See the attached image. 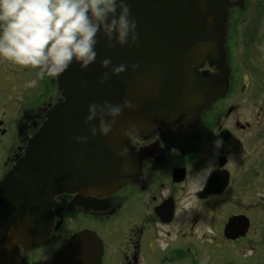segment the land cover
I'll return each mask as SVG.
<instances>
[{"label":"flooded vegetation","instance_id":"af4514ba","mask_svg":"<svg viewBox=\"0 0 264 264\" xmlns=\"http://www.w3.org/2000/svg\"><path fill=\"white\" fill-rule=\"evenodd\" d=\"M225 1L227 88L203 112L197 143L181 151L160 132L130 136L134 180L106 193L54 194L47 242L20 248L28 264H52L79 232L101 246L99 264H264L246 244L264 237V0ZM217 72L209 62L199 70ZM60 99L57 78L0 59V181ZM235 217L247 230L228 238Z\"/></svg>","mask_w":264,"mask_h":264},{"label":"water","instance_id":"95a60500","mask_svg":"<svg viewBox=\"0 0 264 264\" xmlns=\"http://www.w3.org/2000/svg\"><path fill=\"white\" fill-rule=\"evenodd\" d=\"M128 5L137 22L136 43L108 46L98 38L92 64L80 69L73 63L57 78L61 99L0 181V264H28L20 248L28 251L47 242L44 223L54 194L106 193L134 180L138 170L130 136L160 132L181 151L192 148L203 112L226 91L225 0H128ZM105 57L111 58L109 68L100 67ZM206 62L218 72L200 75ZM121 63L137 67L97 83ZM124 99L134 107L121 112L108 136L97 134L83 143L73 139L88 135L83 121L88 104ZM124 147L127 155H116ZM246 230L247 222L235 217L226 237ZM89 233L73 235L52 264H99L101 246L93 248Z\"/></svg>","mask_w":264,"mask_h":264},{"label":"clouds","instance_id":"9594fccd","mask_svg":"<svg viewBox=\"0 0 264 264\" xmlns=\"http://www.w3.org/2000/svg\"><path fill=\"white\" fill-rule=\"evenodd\" d=\"M101 37L108 46L113 42L118 46L136 43L137 22L128 0H0V59L33 70L38 80L58 78L73 63L87 68L97 58ZM99 63L101 68H109L111 58ZM136 67L135 63L114 65L97 83ZM133 107L128 99L118 104H88L83 118L88 135L73 139L83 143L97 134L108 136L121 112ZM127 153L124 147L116 155Z\"/></svg>","mask_w":264,"mask_h":264},{"label":"rangeland","instance_id":"374dc122","mask_svg":"<svg viewBox=\"0 0 264 264\" xmlns=\"http://www.w3.org/2000/svg\"><path fill=\"white\" fill-rule=\"evenodd\" d=\"M252 236H254V235H252ZM252 236H250L249 242H247L246 244H251L253 246H256L255 251H252V255L254 256L255 260H259V259L261 260L264 256V237L261 238V237H252ZM230 251H232V250L231 249L224 250L225 259H228L230 257L229 256ZM235 253H240V251L236 250L233 253V256L235 255ZM247 253H249V252H247ZM241 254H242V252H241ZM36 255L39 256V253H37ZM230 259H232V258L230 257ZM42 261H43V259L41 257H38V259L33 260L32 264H43ZM228 262H229V260H225V263H228ZM250 262L252 264H254V261H250ZM255 263L257 264L258 262L256 261Z\"/></svg>","mask_w":264,"mask_h":264}]
</instances>
